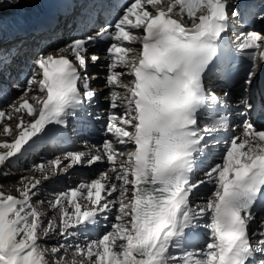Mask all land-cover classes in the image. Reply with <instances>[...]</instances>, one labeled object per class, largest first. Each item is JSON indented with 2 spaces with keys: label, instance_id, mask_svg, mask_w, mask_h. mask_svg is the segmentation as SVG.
I'll list each match as a JSON object with an SVG mask.
<instances>
[{
  "label": "snow or ice",
  "instance_id": "obj_1",
  "mask_svg": "<svg viewBox=\"0 0 264 264\" xmlns=\"http://www.w3.org/2000/svg\"><path fill=\"white\" fill-rule=\"evenodd\" d=\"M20 3L0 0V77L60 27L21 22L5 48L4 6ZM114 7L95 32L37 47L17 95L0 84V177L73 121L99 136L0 183V264H264V6ZM236 53L249 62L239 92L218 93L213 75L232 80ZM77 168L92 171L42 198Z\"/></svg>",
  "mask_w": 264,
  "mask_h": 264
},
{
  "label": "bare ground",
  "instance_id": "obj_2",
  "mask_svg": "<svg viewBox=\"0 0 264 264\" xmlns=\"http://www.w3.org/2000/svg\"><path fill=\"white\" fill-rule=\"evenodd\" d=\"M25 0H21V3L15 8H9L7 5L4 6V11L2 13L3 19L13 12L17 11L22 3ZM254 5V11H258L262 6H264V0H241V8L245 9L247 3ZM94 14H97L95 8L90 9ZM77 15L74 16H65L60 19V27L58 29L53 30L51 33H44L42 38H38L35 41V44L32 46V51L27 58H20L12 63L8 68L5 69L4 74L0 77V84L3 85L4 89L8 93L9 96H15L18 94V89L15 87V83L17 80L22 81L23 76L28 71V64L30 62L31 55L34 54L37 47L45 46V45H60L63 41L70 40L74 36L78 34H82L84 32H89L90 34L98 30L100 25L104 22V19L97 15V17L91 16H83L80 20L75 19ZM236 28L244 29L243 22L240 20L235 21ZM255 26L257 28L261 27L259 22L254 21ZM92 25V27H91ZM15 35L8 40H5V48L8 47L10 43L14 41ZM233 39V37H231ZM103 48V47H98ZM96 82H94L95 85ZM213 86L216 88L219 93L221 89L226 90V87L223 83L213 80L211 81ZM257 92H263L261 87L257 86ZM259 96H257V112L256 117L259 119ZM230 104H235V99L229 101ZM57 139L52 140L49 138H44L41 141L37 142V145L33 150L27 155V158H21L19 162H14L16 164L15 167L11 169L13 175L5 178L0 177V183H3L7 188L9 185L15 182L14 176H20L24 174V169H26L33 161L39 162L40 158H51L54 155H58L61 150L67 149H78L82 148L81 137L87 138L90 142L95 143L99 139V136L93 127L88 121L83 119L78 121H73L66 131H60L56 133ZM92 170L88 168H77L75 171L71 173V179L67 177H61L53 183H50L46 186L45 192L49 195L52 194L53 191L57 189L62 190L68 184H75L79 182L80 179L88 178L90 172ZM47 197V196H46Z\"/></svg>",
  "mask_w": 264,
  "mask_h": 264
},
{
  "label": "rangeland",
  "instance_id": "obj_3",
  "mask_svg": "<svg viewBox=\"0 0 264 264\" xmlns=\"http://www.w3.org/2000/svg\"><path fill=\"white\" fill-rule=\"evenodd\" d=\"M15 178H14V180H16L17 178H18V176H14ZM6 181H3V183H5ZM64 189V188H63ZM62 189V190H63ZM58 190H60V189H57L56 191H58ZM49 197L50 195L49 194H47V193H44V196L42 197V198H47V197Z\"/></svg>",
  "mask_w": 264,
  "mask_h": 264
}]
</instances>
